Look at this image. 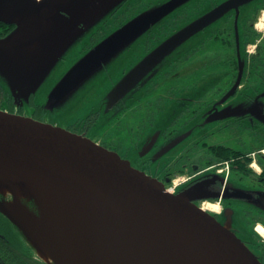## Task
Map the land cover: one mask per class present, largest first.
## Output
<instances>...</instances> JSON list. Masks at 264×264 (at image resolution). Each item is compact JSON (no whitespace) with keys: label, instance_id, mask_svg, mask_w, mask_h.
Wrapping results in <instances>:
<instances>
[{"label":"water","instance_id":"obj_1","mask_svg":"<svg viewBox=\"0 0 264 264\" xmlns=\"http://www.w3.org/2000/svg\"><path fill=\"white\" fill-rule=\"evenodd\" d=\"M109 1L0 0V23L14 26L0 39V57L15 63L13 89H21L25 79L37 78L42 68H31L36 56L55 50ZM185 1L169 0L157 5L98 43L57 84L44 110L54 108L86 76L99 71ZM250 1L228 0L174 34L125 76L119 86L120 96L176 46L226 11H237L238 6ZM50 29L56 37L46 39L36 52L28 50ZM242 66L238 56L239 73L224 99L239 85ZM23 92L25 99L31 94L23 88L19 94ZM8 95L13 105L23 107L24 99ZM13 188L19 192L14 194ZM5 190L10 191V200ZM193 192L169 194L160 182L84 137L0 110V212L48 264L55 263L41 238L51 239L53 235L55 248L63 243L70 246L75 264H262L235 234L233 211L224 214L222 223L193 203ZM194 193L199 199L206 197L201 191ZM47 204L53 206L58 222L51 236L44 232L38 236Z\"/></svg>","mask_w":264,"mask_h":264},{"label":"flooded vegetation","instance_id":"obj_2","mask_svg":"<svg viewBox=\"0 0 264 264\" xmlns=\"http://www.w3.org/2000/svg\"><path fill=\"white\" fill-rule=\"evenodd\" d=\"M202 1L203 5H196L202 7H196L193 14L180 6L172 16L150 26L116 58L103 64L107 75L88 83L89 88L105 87L99 92L98 102L83 118L61 128L116 153L165 188L177 181L174 194L201 191L206 197L199 199L193 192V203L199 207L205 203L204 209L219 202L223 213L216 219L223 223L229 209L235 212L234 202L256 201V189L264 187V85L249 82L252 57L247 49L251 43L261 41L256 20L264 0L238 6L237 18L236 9L226 11L176 46L123 96L119 89L125 76L155 49L228 0ZM157 5H146L132 17L154 10ZM13 29L14 26L0 24V39ZM254 48L258 59L261 47ZM238 56L243 65L241 80L235 92L224 99L239 73ZM107 64L116 67L107 68ZM2 101V110L12 112L11 101ZM12 113L25 115L20 108ZM30 118L57 126L45 113ZM178 139L182 141L164 152ZM203 181V188H195ZM257 205L260 208L255 210L261 219L264 207ZM241 210L244 215L248 212ZM242 240L255 254L256 246ZM255 255L263 263L264 258Z\"/></svg>","mask_w":264,"mask_h":264},{"label":"rangeland","instance_id":"obj_3","mask_svg":"<svg viewBox=\"0 0 264 264\" xmlns=\"http://www.w3.org/2000/svg\"><path fill=\"white\" fill-rule=\"evenodd\" d=\"M164 1L166 0H110L107 4L103 5L96 14L86 18L83 27L79 28L74 34L69 36L67 35L55 50H51L49 52L47 50L46 53H48L46 55H38L34 58L33 66L31 68L33 69L39 66L42 69L35 80H24V84L22 86L23 91L31 90V94L26 99V94L24 92L22 95L19 94L22 88L16 90L13 89L14 78L12 74L13 71L16 70L15 63L9 59L0 57V86L10 93V95H15L18 100L21 101V99H24L22 111L26 116L31 117L38 113H45V115H48L54 124L66 128L72 121L83 118L84 115L92 109L93 105L98 102V99L100 98L99 92L103 91L105 87L99 88V86L96 85L89 88L88 83L90 81L94 82L95 80H102L101 77L104 74L107 75L108 71L101 67L99 71L96 70L92 72V74L86 76L80 84H77L73 90L68 92V94H66L54 108L50 111H45L44 107H47V100L56 89L57 84L93 47L112 35L122 21H126L123 24L124 26L134 19L132 16L137 10L145 8L146 5H151L153 7L154 5ZM197 4L203 5L204 1L186 0L182 6L187 8V11H189L188 14H193V10L200 9L202 7L196 6ZM67 5L68 4H66V6ZM261 5L262 4H260V6ZM260 8L261 10L257 11L258 18L256 20V24L257 29L261 31L258 33L260 35L258 39H261V41L251 43L247 46L248 52H250L249 56L252 57L249 59L250 75L248 78L250 83L256 85H264V7L261 6ZM172 15L173 12L170 13V16ZM51 36L56 37V33L53 32L52 29H50L37 42L32 44V46L29 48L27 47L28 50H34L35 52L40 50L45 40ZM256 45H259L262 51L258 59H256L258 55H254V47ZM117 56L118 54L114 58ZM109 67L115 68L116 66H109L107 64V68ZM119 68H121V66ZM255 68H258V70ZM259 68H261L260 71ZM255 70H257L258 73H255ZM4 105L5 104H3L2 98H0V110H2ZM11 109L13 110L12 112H14L15 109ZM262 163L264 165V161ZM205 185L206 182L203 181L195 185V188H203ZM256 191L258 192V200L237 201L233 203V209L235 211L234 215L236 217L233 216L235 222L232 228L240 239H246L244 237V230L245 232L250 233L252 231V223L260 217L255 210V208H260L257 204L264 207V187L256 189ZM3 193L7 196V199H11L9 190H5ZM243 208L248 211L245 215L241 210ZM218 211L219 209L213 212ZM32 212L37 214L36 209H33ZM257 221L259 222H256V229L263 226L264 216H261V219H258ZM251 248L253 247L251 246ZM254 251L255 254L261 255L264 258V246L260 249H255Z\"/></svg>","mask_w":264,"mask_h":264},{"label":"trees","instance_id":"obj_4","mask_svg":"<svg viewBox=\"0 0 264 264\" xmlns=\"http://www.w3.org/2000/svg\"><path fill=\"white\" fill-rule=\"evenodd\" d=\"M2 24V23H0ZM4 25V24H2ZM7 95L8 100L12 98L0 87V98ZM258 221L252 223V227ZM245 240H249L257 249L264 246V242L252 230L250 233L244 231ZM0 264H48L39 258L33 247L27 242L23 234L0 212Z\"/></svg>","mask_w":264,"mask_h":264},{"label":"bare ground","instance_id":"obj_5","mask_svg":"<svg viewBox=\"0 0 264 264\" xmlns=\"http://www.w3.org/2000/svg\"><path fill=\"white\" fill-rule=\"evenodd\" d=\"M12 191L14 194H16V192H19L15 188H13ZM206 209L211 210V211H216L218 208L216 207V205L209 204L204 207V210ZM41 220H42V223L38 229L37 235L40 236V232L41 233L44 232L46 235L51 236L52 234L51 230L55 226V224L58 222V216L54 214V208L52 205L47 204L44 206ZM258 229L264 235V230L261 227H259ZM51 239L45 238L43 240L41 238L42 242L44 243V249L47 252L49 258L55 264H75L74 262L75 255L72 249L69 248L70 246L63 243L58 248H55V245H53L54 239H56L55 236L53 235Z\"/></svg>","mask_w":264,"mask_h":264},{"label":"built area","instance_id":"obj_6","mask_svg":"<svg viewBox=\"0 0 264 264\" xmlns=\"http://www.w3.org/2000/svg\"><path fill=\"white\" fill-rule=\"evenodd\" d=\"M175 184H176V185H174V186L168 188V192H170V193H173V192H174L176 186H177L179 183H177V181H176Z\"/></svg>","mask_w":264,"mask_h":264}]
</instances>
